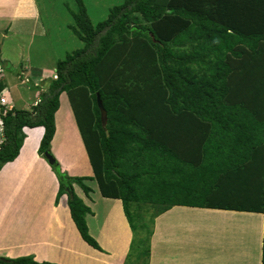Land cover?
I'll return each instance as SVG.
<instances>
[{"label": "trees", "instance_id": "obj_1", "mask_svg": "<svg viewBox=\"0 0 264 264\" xmlns=\"http://www.w3.org/2000/svg\"><path fill=\"white\" fill-rule=\"evenodd\" d=\"M76 2L71 29L84 47L57 63L31 111L3 106L0 169L19 156L24 128H44L43 158L66 92L93 177L50 165L55 203L66 195L92 248L102 252L88 231L91 210L72 186L88 194L84 181L122 201L133 237L145 225L134 223L132 203L159 205L160 214L181 205L264 215V0H123L96 25ZM4 87L0 79V94ZM150 235L139 257L148 256ZM0 264L55 263L24 256Z\"/></svg>", "mask_w": 264, "mask_h": 264}, {"label": "crops", "instance_id": "obj_2", "mask_svg": "<svg viewBox=\"0 0 264 264\" xmlns=\"http://www.w3.org/2000/svg\"><path fill=\"white\" fill-rule=\"evenodd\" d=\"M40 17L39 0H0V28L3 32V36H0L5 39L7 32L13 31L19 34L29 30L33 35L37 33L36 29H41ZM38 33L44 34L43 28ZM0 61L5 64L1 66L3 77L4 68L11 62H5L1 58ZM24 71L25 68L22 67L18 73L24 74ZM48 71L37 72L35 81L42 82L49 78ZM44 86H48V83L44 82ZM5 94L6 91L2 90L0 97L3 98ZM5 97L9 109L13 108L12 102L9 103V100L12 101L11 98H8V95ZM69 109L67 116L70 119V128L75 131L79 140L87 170L81 174L72 170L71 165L64 167L53 152L52 144L57 131L56 119H54L55 133L49 150L60 168L64 167L63 170L67 171L68 175L93 177L70 104ZM33 129L41 130V135L35 151L29 154L30 163L28 161L25 167H18L17 162L20 158L17 156L0 169V257L25 256L39 263L55 264H94V261H101L102 264H125L133 235L122 201L103 197L99 189L95 192L91 190L86 195L77 184H73L75 194L91 210V213L86 215L88 231L103 252L89 246L82 240L71 219L66 199L55 207L57 177L45 159L38 154L44 128ZM83 167L85 168L82 166L78 169L83 170ZM14 172L18 174L13 177L12 175L16 174ZM95 193L98 197H95ZM100 204H102L100 212L103 219L99 235L96 236L89 230L88 219H98L99 211H96L95 207ZM58 208L61 210L59 211ZM185 210L193 214L187 220L181 214ZM174 211H177V215L180 214V221L170 217L169 214ZM259 214L261 228L260 223L252 218L256 213L174 205L156 219V229H153L150 235L148 264H261L264 215ZM111 216L112 223L116 221L120 224V228L125 230L122 234L116 233L113 225H108ZM250 217L253 221L248 224L247 218ZM14 230L19 231L17 236L14 235ZM103 242H106L108 248L103 246ZM222 248L226 249V254L229 250L233 252L231 259V256L225 259L226 255H222Z\"/></svg>", "mask_w": 264, "mask_h": 264}, {"label": "rangeland", "instance_id": "obj_3", "mask_svg": "<svg viewBox=\"0 0 264 264\" xmlns=\"http://www.w3.org/2000/svg\"><path fill=\"white\" fill-rule=\"evenodd\" d=\"M82 2L91 22L93 23V25H96L100 22H104L109 16L110 9H112L114 6L120 5L123 0H82ZM39 4L41 8V29H36L37 33H34L32 35L30 30L24 31V33L19 34L11 31L5 33L6 37L5 39H3L1 37L3 36L2 28H0V58L5 60V62H11L7 65V68L4 69L3 77L1 75L2 73L0 72V79H2V83L5 86L4 89L7 93L4 95V97L8 95V98L10 97L12 100L10 101L8 99L9 103L12 102L13 108L21 110L31 111L32 108L37 104V99L40 100L41 94L45 90L44 82L47 83L48 80L54 79L57 63L59 61L65 60V57L68 54H71L74 51L84 47V44L76 36L73 28L71 29L72 25H74L72 15L79 11L76 0H39ZM42 28L44 30V34L38 33V31H42ZM22 67L25 68L24 74L18 73L19 69ZM43 70H49L48 72H51L49 74L47 72L49 78L45 79L42 82L35 81L34 78L38 76L36 75V73L39 71H41L42 73ZM4 97L3 99L5 100L6 97ZM69 104L70 102L67 93L62 92L59 97V110L55 115L57 131L53 140L52 150L55 155H57L64 167H67V165H71L70 167L72 170L82 174L87 170V164L76 133L75 131L73 132V129L71 130L70 128V119L67 116V112H70ZM0 107H2L3 110V106ZM5 107L6 108L4 110L9 109L7 103ZM23 131L25 133V138L22 144V148L19 151L18 157L20 159L17 162V165L20 168L25 167L28 161L30 163L29 154L35 151L41 135V130L39 129L37 130L24 128ZM82 166H85V168L83 167V170L78 169ZM63 169L61 168V171L66 172V174L68 175V172ZM17 174L18 173L13 174L12 176H17ZM68 176L73 177L70 175ZM10 184H12V182ZM84 184L90 187L92 191L94 190L93 192L99 189L96 181H84ZM95 197H98L96 193ZM65 199H67L66 195H62L59 198L58 202L55 203V207L59 204H62L63 200L65 201ZM65 202L67 205V201ZM101 205L102 204L95 207L96 211H99V213H97L98 219H88L90 225L89 230L92 233H95L96 236L99 235L98 232L100 230V226L102 225L103 219L102 213L100 212V210H102ZM58 209L59 211L61 210L60 208ZM129 211L135 217L134 223L138 224V226H145L141 231H138L134 237L132 236L134 239L133 244L135 249H133V252L131 253L129 247L125 264H148L149 254L148 256L139 257L140 252L139 250H136V248L139 241L144 240L146 237H148L149 233L151 234L153 232V229H156V219L162 214L159 213L161 212V207L159 205L146 203H132L129 206ZM176 213L177 211H174L169 215L171 218L174 217L175 220L179 219L178 221H180V214L177 215ZM181 214L186 220L188 218H191V215H193L189 214L188 210L181 212ZM52 216L54 215L52 214ZM252 218L257 220L258 224L260 223L261 228L260 214L256 213V215H254ZM112 220L113 217L111 216L108 219V225H113L116 228V233L122 234L125 230H122L120 228V224L116 223V221L112 223ZM252 221L253 219H251V217L247 218L248 224H250V222ZM118 227L120 229H118ZM13 232L15 236L19 234V231L17 230H14ZM150 240L151 239H149V253L151 246ZM102 244L105 248H108L106 242H103ZM253 247L257 249V247ZM221 250L222 255H226L225 259L229 258V256H231V253H233L231 250H229L226 254V249L222 248ZM231 258L232 256L230 257V259ZM94 264H102V262L94 261Z\"/></svg>", "mask_w": 264, "mask_h": 264}, {"label": "water", "instance_id": "obj_4", "mask_svg": "<svg viewBox=\"0 0 264 264\" xmlns=\"http://www.w3.org/2000/svg\"><path fill=\"white\" fill-rule=\"evenodd\" d=\"M97 104H98L99 109L101 110L102 115H105V112L103 110V106H102V103H101V100H100L98 94H97ZM43 159H45L48 162V164L51 165V166L59 165L57 163L56 159L53 157V155L49 151H45L43 153Z\"/></svg>", "mask_w": 264, "mask_h": 264}, {"label": "built area", "instance_id": "obj_5", "mask_svg": "<svg viewBox=\"0 0 264 264\" xmlns=\"http://www.w3.org/2000/svg\"><path fill=\"white\" fill-rule=\"evenodd\" d=\"M0 72H1V67H0ZM5 105H6V101L3 98H1L0 99V106H5ZM1 115H5V111L4 110L3 111L0 110V117H1ZM2 126H3V122H2V120L0 118V146L2 145V143L4 141V134H3Z\"/></svg>", "mask_w": 264, "mask_h": 264}, {"label": "clouds", "instance_id": "obj_6", "mask_svg": "<svg viewBox=\"0 0 264 264\" xmlns=\"http://www.w3.org/2000/svg\"><path fill=\"white\" fill-rule=\"evenodd\" d=\"M0 67H1V66H0ZM1 71H2V68H1ZM55 78H56V76H55V74H54V79H55ZM1 80H2V79H1ZM4 88H5V87H4ZM44 89H45V88H44ZM3 91H5V89H4ZM2 116H3V115H1V117H0L1 120H2ZM2 122H3V121H2ZM2 128H3V126H2ZM3 134H4V132H3ZM3 142H4V141H3Z\"/></svg>", "mask_w": 264, "mask_h": 264}, {"label": "bare ground", "instance_id": "obj_7", "mask_svg": "<svg viewBox=\"0 0 264 264\" xmlns=\"http://www.w3.org/2000/svg\"><path fill=\"white\" fill-rule=\"evenodd\" d=\"M40 100H37V103L39 102ZM4 126V125H3ZM4 128V127H3ZM50 152V151H49Z\"/></svg>", "mask_w": 264, "mask_h": 264}]
</instances>
